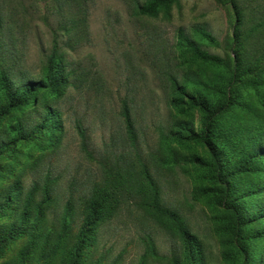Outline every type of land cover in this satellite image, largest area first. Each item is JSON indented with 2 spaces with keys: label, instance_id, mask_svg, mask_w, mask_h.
<instances>
[{
  "label": "rangeland",
  "instance_id": "374dc122",
  "mask_svg": "<svg viewBox=\"0 0 264 264\" xmlns=\"http://www.w3.org/2000/svg\"><path fill=\"white\" fill-rule=\"evenodd\" d=\"M25 2L28 14L9 17L15 0H0V69L17 85L40 80L57 31L65 84L58 96L38 91L30 104L0 116V230L17 231L0 264H68L92 200L103 202V215L79 264H181L177 223L157 209L196 237L201 264H240L230 210L218 202L224 185L209 178L207 147L174 143L176 163L167 166L161 133L185 124L199 132L203 123L198 109L171 105L175 83L194 96L188 78L204 72L264 79V0H178L152 17L138 15L134 0ZM195 27L219 46L194 37ZM179 28L224 66L193 60L178 45ZM239 86L229 88L240 106L221 119L230 138L227 167L248 140L264 147V88ZM45 108L57 130L45 125L33 135ZM17 123L23 134L14 139L9 128ZM250 169L232 179L228 200L243 214L247 264H264V158Z\"/></svg>",
  "mask_w": 264,
  "mask_h": 264
},
{
  "label": "trees",
  "instance_id": "16d2710c",
  "mask_svg": "<svg viewBox=\"0 0 264 264\" xmlns=\"http://www.w3.org/2000/svg\"><path fill=\"white\" fill-rule=\"evenodd\" d=\"M14 0H2L7 3ZM26 0H15L16 6L8 8V16L25 15L28 14V7ZM178 0H145L139 2L134 0L136 13L140 16H155L160 9L168 8L169 6L176 4ZM0 21H3L0 8ZM58 32L53 31V46L52 49L44 54V66L42 70V77L37 81H28L21 85L15 84L10 80L6 72L0 69V116L6 115L11 109H18L30 104L33 100L32 95L41 90H48V94L58 96L60 90L65 84L64 75V54L58 48ZM193 35L197 39L215 47L219 46L218 40L214 35L205 27H195ZM178 45L187 53L190 57L200 63L208 65L210 68L215 69L224 66V60L215 54L202 48L200 43L188 35L182 28L177 32ZM188 82L198 88V91L194 96H188L187 90L184 86L175 83V92L177 98L171 101V105L180 111L187 112L191 109H198L203 115V123L199 132H194L190 126H185L182 131L173 132L170 134L161 133V143L165 150L164 164L167 166H174L176 161L174 158V152L172 145L174 143L179 144H203L207 147L211 154L212 163L209 170V178L217 180L224 185L223 190L218 196V202L227 206L230 210V231L234 240L237 243L239 253L241 256L240 264H247L245 254L247 253V247L243 242V237L240 234V227L242 226V211L234 205L230 199L234 192V185L232 179L239 173L250 171V165L255 163V160L260 157L264 158V147H259L255 144L254 140H248L250 145L246 146L243 151L235 154V160L227 167L225 153L231 148L228 145L230 138L226 137L223 133V124L221 122L222 116L227 114L231 108L240 106L241 98L236 94V90L232 91L229 87L239 83V87L248 88L252 90H258L264 88L263 76H254L248 80L242 81L236 73H232L229 77L219 78L216 74L209 75L204 72L200 76H189ZM214 95V97L212 96ZM186 99V100H185ZM264 105V99L261 100ZM45 114L47 115L46 121L43 124L35 127L30 133L35 135L46 125L47 131L53 134L57 130L55 116L51 110L45 108ZM11 135L16 139L23 129L20 124H15L9 128ZM30 136L29 134H27ZM224 142V143H223ZM232 162V161H231ZM227 167V168H226ZM108 197V194H106ZM0 207V215L1 210ZM103 202L96 200L90 201L86 208V215L83 223L77 234L76 243L68 260V264H79L84 248L89 245L93 231L96 228L98 222L103 215ZM157 211L172 219L177 223V230L184 243V257L181 264H201L200 257V244L196 240V237L190 234L183 225L178 221V218L171 212L157 209ZM261 208H258V213ZM254 216V214H252ZM20 220H23L20 218ZM16 228H9L8 230H0V257L5 252L8 244L16 237Z\"/></svg>",
  "mask_w": 264,
  "mask_h": 264
}]
</instances>
